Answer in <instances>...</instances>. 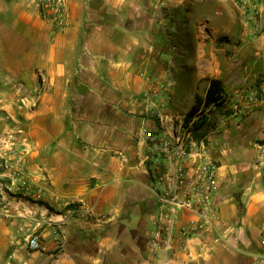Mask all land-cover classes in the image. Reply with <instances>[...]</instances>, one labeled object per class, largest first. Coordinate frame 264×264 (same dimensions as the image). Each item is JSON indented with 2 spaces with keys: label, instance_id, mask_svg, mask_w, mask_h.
I'll return each instance as SVG.
<instances>
[{
  "label": "crops",
  "instance_id": "0c3cea01",
  "mask_svg": "<svg viewBox=\"0 0 264 264\" xmlns=\"http://www.w3.org/2000/svg\"><path fill=\"white\" fill-rule=\"evenodd\" d=\"M39 3L0 0V152H23L41 191L14 197L9 170L0 175V264H253L264 254V102L224 119L212 110L194 136L217 167L218 220L184 248L178 228L197 217L183 210L156 235L159 160L143 133L169 135L211 79L229 102L264 95V29L233 0H65L63 25Z\"/></svg>",
  "mask_w": 264,
  "mask_h": 264
},
{
  "label": "built area",
  "instance_id": "2783aa9c",
  "mask_svg": "<svg viewBox=\"0 0 264 264\" xmlns=\"http://www.w3.org/2000/svg\"><path fill=\"white\" fill-rule=\"evenodd\" d=\"M65 0H40V11L50 16L58 25H63ZM242 12L245 23L255 32L262 33L264 20L261 16L262 0H233ZM168 90V89H166ZM145 99L149 97L146 93ZM264 102V95L258 90L237 94L234 102L225 97L219 107L223 119L231 111L234 114L246 113L256 109ZM159 124L168 125L169 116L158 107L153 112ZM205 122H209V113H203ZM187 126L184 120H175L169 135L155 137L144 131L143 138L147 141L148 149L159 160L156 164L155 182L152 186L154 198L157 202V219L155 222L156 235H169L180 212L187 210L195 214L196 221L179 226L178 238L180 246L184 248L191 238H201L208 228H212L218 220V209L214 204L215 190L217 189V167L210 160L204 140L194 137L191 124ZM264 161V153L262 154ZM25 154L14 146L0 152V175L10 180L7 192L20 198L30 196L39 200L41 191L33 187L25 173ZM6 203L0 202V211L3 212ZM3 209V210H2ZM4 213V212H3ZM264 249V227L259 243ZM28 247L39 249L36 237L28 240ZM253 264H264V254L255 258Z\"/></svg>",
  "mask_w": 264,
  "mask_h": 264
},
{
  "label": "trees",
  "instance_id": "16d2710c",
  "mask_svg": "<svg viewBox=\"0 0 264 264\" xmlns=\"http://www.w3.org/2000/svg\"><path fill=\"white\" fill-rule=\"evenodd\" d=\"M226 97L224 85L220 80L211 79L208 81V86L204 96L196 95L193 105L185 114L184 125L187 126L195 117H198L191 124L193 135L196 137L197 132L206 126L203 113L211 112L221 106Z\"/></svg>",
  "mask_w": 264,
  "mask_h": 264
},
{
  "label": "rangeland",
  "instance_id": "374dc122",
  "mask_svg": "<svg viewBox=\"0 0 264 264\" xmlns=\"http://www.w3.org/2000/svg\"><path fill=\"white\" fill-rule=\"evenodd\" d=\"M261 16H262V18H263V20H264V14H263V12L261 11ZM188 108V105H185V104H182V106H181V108L180 109H187ZM14 123V122H13ZM196 137H198V136H196ZM25 197L27 198V200H29L28 199V197L27 196H24V199H25ZM20 198H23L22 196H20Z\"/></svg>",
  "mask_w": 264,
  "mask_h": 264
}]
</instances>
